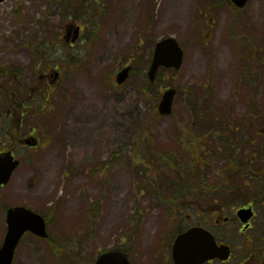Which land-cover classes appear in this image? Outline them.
<instances>
[{
  "label": "rangeland",
  "instance_id": "374dc122",
  "mask_svg": "<svg viewBox=\"0 0 264 264\" xmlns=\"http://www.w3.org/2000/svg\"><path fill=\"white\" fill-rule=\"evenodd\" d=\"M94 1L0 5V111L18 114L5 91L26 87L29 112L12 132L38 138L34 149L16 146L22 165L0 188V247L11 206L49 219L50 233L49 242L27 236L14 264H94L104 251L156 250L174 211L151 188L152 178L162 188L167 173L147 166L150 156L179 152L176 123L190 121L201 89L213 90L231 117L264 111V0H251L241 13L226 0ZM69 24L83 29L73 47L63 39ZM167 37L184 47L185 61L180 71L161 73L156 90L175 87L178 94L174 114L155 120L160 100L142 88L155 43ZM129 65L130 78L118 87L116 77ZM245 67L259 70L252 85ZM9 143L1 142L0 151Z\"/></svg>",
  "mask_w": 264,
  "mask_h": 264
},
{
  "label": "flooded vegetation",
  "instance_id": "af4514ba",
  "mask_svg": "<svg viewBox=\"0 0 264 264\" xmlns=\"http://www.w3.org/2000/svg\"><path fill=\"white\" fill-rule=\"evenodd\" d=\"M26 90V87L18 86L14 94L17 99L15 105H20L21 108L29 106L30 100L29 96H26ZM32 91L35 92L34 87L31 88ZM24 113L20 111L13 115L0 112V124L11 117L20 123ZM184 124L188 136V122ZM259 136L264 137V134H259ZM17 138H19L18 143L22 145L23 138L20 136L15 134L11 139L16 142ZM254 169H257V166L222 165L218 172L219 188L209 193L202 191L195 196L188 185V179L173 184L178 185V188H171L168 184L163 185V192L167 190L172 200L178 204V213H185V221L180 220L177 234L188 231L196 225L202 226L212 233L219 247H229L228 255L224 253L222 257L210 259L204 264H264V236L255 234L256 219L259 215L256 205L262 203L264 207L262 200L264 198V190H262L264 189V182H262L264 174L253 172ZM240 180L244 181L250 189L254 188L251 181L258 180V190L263 193V197L260 198L255 189L247 192L248 190L240 186ZM241 203L244 204L240 207ZM249 208L254 210V219L249 222V225H244L241 223L238 212ZM188 210L199 211L198 217L201 222L195 223L188 215ZM155 249L144 253L139 251V247L135 248L129 251V258L132 264H174L173 242L169 243L166 235H160Z\"/></svg>",
  "mask_w": 264,
  "mask_h": 264
},
{
  "label": "water",
  "instance_id": "95a60500",
  "mask_svg": "<svg viewBox=\"0 0 264 264\" xmlns=\"http://www.w3.org/2000/svg\"><path fill=\"white\" fill-rule=\"evenodd\" d=\"M5 0H0V4ZM239 8H243L249 0H232ZM73 26L69 27V31ZM79 35V28L75 30L73 42ZM184 53L174 38L165 39L157 44L153 62L148 72L152 83L157 78L160 67L180 69ZM130 68L123 70L117 79L122 85L129 76ZM176 90H168L159 106L162 115L172 113L173 101ZM34 139H29L26 144L34 146ZM20 165L11 151L0 155V186L9 183L14 171ZM8 233L3 247L0 249V264H13L16 248L26 232H31L38 237L47 238L46 222L43 217L26 209L17 207L10 209L7 215ZM217 247L212 236L203 229H192L179 236L174 246V259L176 264H203L208 258L216 255ZM96 264H130L128 257L122 252H108L101 255Z\"/></svg>",
  "mask_w": 264,
  "mask_h": 264
},
{
  "label": "trees",
  "instance_id": "16d2710c",
  "mask_svg": "<svg viewBox=\"0 0 264 264\" xmlns=\"http://www.w3.org/2000/svg\"><path fill=\"white\" fill-rule=\"evenodd\" d=\"M94 3L99 4L100 2L95 0ZM82 4L79 6L77 4L71 6L75 11L81 9ZM83 10V8H82ZM155 87H151L148 82L144 81L142 92L145 95H149L152 99H159L160 94H157L154 90ZM209 92V91H208ZM205 92V95L202 100L199 102H194L190 105V110L193 117H200L207 119L203 121L197 122L198 125H203L206 127L205 135L207 137L208 148L214 151L217 155H208L210 152L207 153L209 158H216L217 160H221L223 155L227 154L228 157V164L233 165L239 163L238 160L246 162V159L242 158V153H234L235 147L232 145L233 134H235L236 129H231L229 126H233V121L222 122L220 117L229 115L224 113V111L220 110L215 106V100H211L209 93ZM258 115L264 116V113L257 112L256 116ZM212 120H211V119ZM191 134V145L188 144V169L192 175L198 172L200 166L205 165V151L203 146L201 145L202 142L199 144L200 139L193 133ZM156 162H161L162 164L169 165L171 168V174L169 176L172 183L178 181H185L187 180V176L185 171L181 169V167L185 166L184 155L182 154H170V153H160L154 156ZM217 186V182H212L209 179L205 178L204 176L197 177L194 184H191V189L194 191L197 187L201 190L204 188H213L215 189ZM163 197V196H162ZM163 202L165 205L169 206V200L163 197Z\"/></svg>",
  "mask_w": 264,
  "mask_h": 264
},
{
  "label": "bare ground",
  "instance_id": "6f19581e",
  "mask_svg": "<svg viewBox=\"0 0 264 264\" xmlns=\"http://www.w3.org/2000/svg\"><path fill=\"white\" fill-rule=\"evenodd\" d=\"M83 103H84V101L82 100V101H81V104H83ZM92 108H93V107H92Z\"/></svg>",
  "mask_w": 264,
  "mask_h": 264
}]
</instances>
